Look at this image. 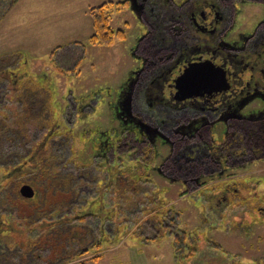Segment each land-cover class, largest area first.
I'll return each instance as SVG.
<instances>
[{"label": "rangeland", "instance_id": "obj_1", "mask_svg": "<svg viewBox=\"0 0 264 264\" xmlns=\"http://www.w3.org/2000/svg\"><path fill=\"white\" fill-rule=\"evenodd\" d=\"M108 1L127 2L0 0V73L4 71L3 67L10 64L12 74L19 77L25 75L28 81L26 88L31 92L40 93L37 104L28 110L24 118L25 123L23 124L21 119L16 121L20 125H14V128H17L15 133H12L11 129L8 130L9 125L0 123V228L3 225L4 228L8 227V223L13 222L10 218L15 214V207L12 208L11 203L21 207L27 214H37L30 209H24L26 205L23 203L26 201L18 197L17 192L20 193L22 185L27 183L23 182L25 177L16 175L12 169L21 166V161L28 156L31 158L34 147L40 140L45 139L50 129L58 123V138L63 139V143L58 146L56 143L57 147L54 145L57 148L55 153L60 152L59 147L64 152L65 149L72 148L74 154L70 161L76 157L80 158L77 165L86 170L74 172L72 168H63L59 177L53 175L44 178L38 196L30 202H36L40 196L41 205L47 201H55L56 203L52 202L50 206L58 208L72 197L71 201H68L70 204L75 202L71 211L83 207V215H88L85 217L89 218L86 223L76 221L74 225L81 230L86 226L92 229L83 238L77 232L78 240L72 238L71 241L74 240L75 243L66 245L65 259L62 261L50 259V253L47 251L35 250L31 254L29 250H24L23 254L28 253V264H264V160L230 168L222 174H209L202 178L201 185L187 186L182 182L170 181L156 170L144 166L140 169L138 163L131 159L133 154L129 155V151L122 153L121 159L116 160L112 167L106 170L102 169L105 168L104 163L96 164L92 159V150L98 145L95 144L96 139L118 126L108 106L111 98L116 97L118 86L137 65L131 48L142 32L134 12L125 5L122 10L112 13L111 26L125 30L127 38L115 41L112 47L91 45L90 37L94 28L90 9ZM263 17L264 10L259 4L243 6L237 30L233 35L239 31L252 32ZM1 81L0 78V84ZM5 95L9 93L0 92V97L5 98ZM26 96L27 94L22 95V106L15 101L0 103V121L4 120V116H11L15 108L17 113L24 115L22 110L26 109L23 107L28 103ZM3 98L0 101H3ZM93 98L94 104L90 111H85L83 115L80 111L75 112L76 105ZM246 110L256 112L258 108L248 107ZM44 124L47 126H42ZM23 129L26 138H32L33 141L22 137L23 140L19 143L8 142V139L23 135ZM222 131L223 126H220L216 134L218 140L223 138L220 135ZM67 136L69 138L66 143ZM84 141L86 143H83ZM12 149L17 152L21 150L25 156L19 160L10 158ZM158 151L159 158L154 162L156 166H159L163 157L169 153L165 146H159ZM47 155L48 153L44 156ZM89 160L93 161L94 168L89 167ZM42 161H45V170L55 165L48 158H43ZM96 167L112 178H118V181H128L132 174L139 175L138 181L142 187L140 198L147 195L154 197L157 206L149 203L150 200L125 201L126 194H115L116 181L110 183L104 204H99L95 197L101 194L96 191L102 189L93 186L84 188L80 182V179L83 180L88 174L93 178ZM39 172L40 170L31 174L32 177L43 176L44 173ZM70 173H73V178ZM104 173H99V176ZM55 186L62 192H56ZM35 190L37 191L36 187ZM236 190L239 191L238 194L235 193ZM87 200L88 204L85 203ZM118 205L123 207L125 216L130 219L125 218L121 224L113 217L108 218L111 214L109 209L118 208ZM93 211L95 215L89 217ZM154 216L159 220L175 218L178 226H171L172 229L175 232L179 229L185 232L186 245H192L182 252L184 255L175 249L176 238L174 239L170 232L154 241L153 238H156L160 231L154 227L148 229L146 225ZM101 218L107 220L104 223L106 234L97 227ZM117 226L121 228L117 229ZM3 234L0 231L1 237H7ZM99 235L100 238L97 237ZM144 236L149 238L150 242L143 239ZM4 243L0 238V245H5ZM196 246H199V251ZM66 251L71 253L70 256L66 255ZM38 254H41V258H37ZM30 255L34 256L33 260ZM0 264L27 263L13 248L10 253L0 252Z\"/></svg>", "mask_w": 264, "mask_h": 264}, {"label": "flooded vegetation", "instance_id": "obj_2", "mask_svg": "<svg viewBox=\"0 0 264 264\" xmlns=\"http://www.w3.org/2000/svg\"><path fill=\"white\" fill-rule=\"evenodd\" d=\"M249 4H259L264 10V0H127V8L132 9L142 28L131 48L137 65L118 86L116 97L111 98L108 107L118 126L96 139L97 148L92 150L96 164L104 163L102 169H110L121 159L122 153L129 151L140 169L144 166L156 170L172 182L189 186L201 185L202 178L209 174H222L230 168L264 160V17L252 32L239 31L233 35L242 7ZM11 66L6 65L0 73V92L9 93L5 98L0 97V100L3 98L0 103L15 101L22 106L23 94H27L28 100L23 107L26 109L22 110L24 115L17 113L15 108L11 116H4L0 121L15 133L16 121L21 119L25 123L24 118L30 107L37 104L40 93L26 88L25 75L12 74ZM201 68H207L213 74L208 83L196 84V71ZM185 76L187 80L181 86L180 79ZM191 92L193 94L186 97ZM94 99L76 105L75 112L80 111L83 115L90 111ZM248 107L258 108V111H247ZM56 125L45 139L33 146L31 158L28 156L21 161V166L12 169L16 175L25 177L23 182L27 184L23 187L37 188L32 198L17 192L22 200L37 197L39 187L43 185L41 182L45 181L39 178L40 175H31L39 170L42 172L43 168H38L41 158H50L48 160L55 163L50 169L56 177L63 168H72L74 172L83 169L77 165L80 158L70 161L74 154L72 148L64 152L59 147V156L55 153L56 147L63 143V139L58 138L60 125ZM220 126H223L222 140L216 137ZM245 127L247 129L242 131ZM22 137L27 139L25 133ZM27 140L33 141L32 138ZM159 146L167 147L169 153L156 166ZM20 152L12 149L9 157L19 160ZM89 167L94 168L92 160H89ZM95 169L93 178L90 174L81 176V186L102 189L96 191L101 196L95 199L104 202L111 180L118 183L121 180L112 178L98 167ZM99 173L104 174L99 176ZM72 174H69L71 178ZM55 187L56 192H62ZM71 204L75 206V202ZM11 206L19 207L12 203Z\"/></svg>", "mask_w": 264, "mask_h": 264}, {"label": "trees", "instance_id": "obj_3", "mask_svg": "<svg viewBox=\"0 0 264 264\" xmlns=\"http://www.w3.org/2000/svg\"><path fill=\"white\" fill-rule=\"evenodd\" d=\"M125 5H127L126 1H120V2L108 1L98 7H93L90 9V15L92 17V24L94 28V33L90 37L91 45H93L94 47L95 46L112 47L113 44H115V41L125 40L127 38L125 30L114 29L111 26L112 13L115 10H122ZM244 129L246 130L247 127L242 128L241 130L244 131ZM21 139H22V135L20 134L18 135V139L14 137L12 139H8V142L19 143ZM248 140H249V137L246 141ZM22 158L23 156H19V158L17 159H22ZM42 159L43 158L39 160L41 164H39L40 166L38 168L40 167L43 168V162H41ZM42 172L44 174L43 176L41 175L39 177L41 179H44L46 177H52L54 174V170H51V169L45 170L44 168L42 169ZM139 178H140L139 175L135 176L134 174H132L131 176H129V179L127 178L128 181H125L124 179L120 183L116 181L114 185L116 186L115 194L121 193L120 195L122 196L126 194L124 198L125 201H128L129 199H132L133 201L135 200L142 201L143 199L144 201L149 202L150 200L149 203L157 206V201H155L154 197H151V196L148 197L147 195L145 198L143 197L140 198L141 196H139V194L141 193L140 189L142 187H141L140 181H138ZM113 181L115 182V180H111L110 183L113 184ZM107 190H109V186L106 187V191ZM68 201L62 203L61 206L58 208L56 207L53 208L52 205H51L52 207L50 206L52 202L56 203L55 201H52V202L47 201V203L41 205L39 201V197L36 202L26 201V203H23L24 206L26 205V208H24L25 210L29 211L30 209V211H33L35 214L37 213L36 215H33L32 213L27 214L26 212L22 211L21 207L14 208L13 212H15V214H13L12 215L13 217L10 218V220H13V222L11 224L8 223V227L4 228L3 227L4 225H3L0 228L1 233L2 234L5 233L3 235H7V237L0 236V238L2 239V242L5 241L4 243L5 245H0V252L10 253V250L14 248L17 254L22 255L23 261L25 260L27 264L29 263V257H28V253L23 254L24 250L25 251L29 250L28 252L29 253L31 252V254L35 250L41 251V252L47 251V253H50L49 254L50 259L54 258V261L64 260L65 259L64 252H65L66 245L68 243L72 245L73 243H75L74 240L76 239L78 240L77 232L83 238L86 235H88V233H90V230L92 229L91 227L86 226L83 228V230H81L79 229L77 225H74L76 224L75 223L76 221L78 222L80 221L81 223H86L89 218H86L88 217V215H83L84 214L83 207L80 209L81 210L80 212H78L76 208L73 209L71 212H69V210L72 207V204H70V202ZM96 202H98V200ZM98 203L104 204V202H101V201ZM27 206H28V209H27ZM109 212H111V214H109L108 218L112 219L113 217L114 220L119 221L118 224H121V222L124 221L125 218L130 220L129 218L125 216L124 209L122 206L120 207L118 205V208L112 207L111 209H109ZM90 215L94 216L95 215L94 211L89 214V217ZM104 219L105 218H101L100 220H98V226L97 225L96 226L99 228V231L101 232L105 231V234H106L104 223L107 220H104ZM99 223H101L100 226H99ZM177 224L178 223L176 222L175 218L174 219L165 218V219L159 220V218L154 216L153 218L148 220V223L146 225L148 229L149 227H152V228L154 227L160 231L158 232L157 237L153 238L154 241L159 240L162 236L167 235V233L170 232V234L173 235L172 237H174V239L176 238L174 242L175 249L178 251V253H181V255H184L185 253H182V252L192 247V245L191 246L186 245L187 237H186L185 232L181 231L180 229H179L180 232L178 230L175 232V230L172 229L171 226L174 227ZM120 228L121 226H117V229H120ZM93 231H96V230H93ZM97 237L100 238L101 235ZM108 237L110 238V236ZM144 237L143 239H145L147 242H150L149 238H146V237L144 238ZM72 238L74 239L73 240L74 242L71 241ZM176 244H178V246H176ZM193 247L195 249V246ZM196 249L199 251V246H196ZM70 254H71L70 252L66 251V255L70 256ZM40 255L41 254H38L37 258H41ZM30 257L32 258L34 256L30 255Z\"/></svg>", "mask_w": 264, "mask_h": 264}, {"label": "water", "instance_id": "obj_4", "mask_svg": "<svg viewBox=\"0 0 264 264\" xmlns=\"http://www.w3.org/2000/svg\"><path fill=\"white\" fill-rule=\"evenodd\" d=\"M197 74V80H196V84H205L209 82V78L210 75H212L213 73H210V71L207 68H201L199 70L196 71ZM191 76V74H189V77ZM187 80V76L183 77L180 79V84L181 86L184 85V82ZM193 92H191L190 94L186 95V97L192 95ZM21 193L24 197L26 198H32L35 195V191L33 190V188L29 185H26L22 188Z\"/></svg>", "mask_w": 264, "mask_h": 264}]
</instances>
